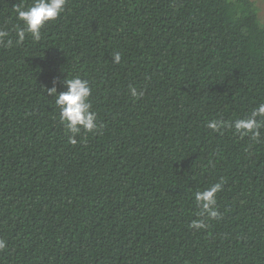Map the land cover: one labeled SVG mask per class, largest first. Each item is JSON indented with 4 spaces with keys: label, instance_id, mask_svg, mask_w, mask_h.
<instances>
[{
    "label": "trees",
    "instance_id": "obj_1",
    "mask_svg": "<svg viewBox=\"0 0 264 264\" xmlns=\"http://www.w3.org/2000/svg\"><path fill=\"white\" fill-rule=\"evenodd\" d=\"M33 3L0 0V264H264V128L207 126L264 103L255 2L66 0L17 43ZM76 76L98 130L72 144L46 90Z\"/></svg>",
    "mask_w": 264,
    "mask_h": 264
},
{
    "label": "clouds",
    "instance_id": "obj_2",
    "mask_svg": "<svg viewBox=\"0 0 264 264\" xmlns=\"http://www.w3.org/2000/svg\"><path fill=\"white\" fill-rule=\"evenodd\" d=\"M66 0H34V3L25 9L23 4L14 6V11L17 14V19L22 21L24 27L17 29V43L23 42L26 33L31 35L34 41L41 39V28L43 25L51 20H55L64 10ZM9 35L8 32L0 30V42L5 40ZM11 44V41H7ZM113 62L119 63L121 55L115 53L113 55ZM66 85L67 91L57 94L55 84L48 88L47 94L55 96V104L60 109V121L72 135L69 137V142L76 143L74 139L75 134L79 133L81 128L86 132H94L98 130L96 123V114L91 111V103L89 97L91 95V88L87 80L81 79L79 76L63 81ZM131 96L136 98L140 93L133 87L129 88ZM260 118L259 120L257 118ZM207 126L212 131H218L221 127H233L236 132L242 135L251 134L253 140L258 141L260 137V129L264 128V103L256 106L247 118L236 119L231 125L223 124L221 121L212 120L208 122ZM223 181L216 183L209 189L198 191L195 193V201L200 207V215H207L209 218L219 219L222 214L216 209V193L221 190ZM190 227L195 229H203L206 224L202 219L193 220ZM6 244L0 240V250H3Z\"/></svg>",
    "mask_w": 264,
    "mask_h": 264
},
{
    "label": "rangeland",
    "instance_id": "obj_3",
    "mask_svg": "<svg viewBox=\"0 0 264 264\" xmlns=\"http://www.w3.org/2000/svg\"><path fill=\"white\" fill-rule=\"evenodd\" d=\"M259 9L258 16L264 22V0H253Z\"/></svg>",
    "mask_w": 264,
    "mask_h": 264
}]
</instances>
